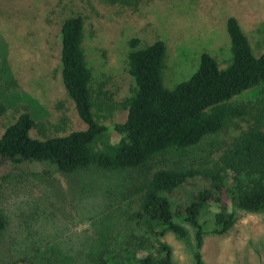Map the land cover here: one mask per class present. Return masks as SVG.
<instances>
[{
	"label": "rangeland",
	"instance_id": "rangeland-1",
	"mask_svg": "<svg viewBox=\"0 0 264 264\" xmlns=\"http://www.w3.org/2000/svg\"><path fill=\"white\" fill-rule=\"evenodd\" d=\"M75 15L84 19L83 49L93 72V85L102 100L96 109L100 122L124 121L126 111L116 104L135 85L129 72V40L140 47L157 39L166 45L165 85L188 79L201 54L214 56L221 66L231 57L227 19L235 16L255 54L264 49V0H0V136L27 105L38 127L31 136L65 135L87 127L80 118L61 76V25ZM260 89L237 101L255 102ZM110 95L106 98L102 93ZM231 120L219 133L185 150L171 149L151 165L189 166L211 163L243 129L264 113ZM112 141L118 139L110 132ZM141 169H104L89 165L63 173L45 163L14 164L0 157V212L6 228L0 235V264H93L96 255L117 238L127 255L132 236L146 234L128 220L139 206L133 186ZM175 203L190 190L183 189ZM208 232L201 253L204 264H264V211L241 210L230 199L236 222L224 234ZM188 238L167 231L176 264H195V230L185 224ZM149 235V234H146ZM123 240H120L122 238ZM151 240H154L153 237ZM110 246V245H109ZM108 246V249H109ZM134 250V248H133ZM132 250V251H133ZM156 253V251H154Z\"/></svg>",
	"mask_w": 264,
	"mask_h": 264
},
{
	"label": "trees",
	"instance_id": "trees-1",
	"mask_svg": "<svg viewBox=\"0 0 264 264\" xmlns=\"http://www.w3.org/2000/svg\"><path fill=\"white\" fill-rule=\"evenodd\" d=\"M132 4L137 0H109ZM231 57L225 66L207 52L201 54L195 72L173 86L165 85L166 45L162 39L140 47L139 39L129 40L128 66L135 85L129 96L116 104L125 110L124 121L111 125L100 122L96 109L102 100L93 85V72L83 49L84 19L66 18L61 25V76L87 127L65 135L42 133L27 105L0 136V157L14 164L45 163L63 173L89 165L104 169H141L133 186L139 206L128 220L146 234L132 236L134 250H118L115 238L94 258L93 264H176L165 232L187 239L185 224L195 230V264H204L201 247L208 232L207 213H212L210 232L226 233L236 222L229 210L231 199L241 210L264 211V127L257 122L243 129L211 163L189 166L151 165L158 155L171 149L185 150L205 137L221 132L234 119L264 113V49L255 54L238 19H227ZM259 88L256 101H237L244 93ZM106 98H111L102 93ZM6 105L0 100V116ZM118 139L112 141L110 132ZM183 189L190 195L180 203ZM6 219L0 212V235ZM153 237L154 240H151ZM125 239L124 237L120 240ZM133 250V251H132ZM156 251V253H154Z\"/></svg>",
	"mask_w": 264,
	"mask_h": 264
}]
</instances>
